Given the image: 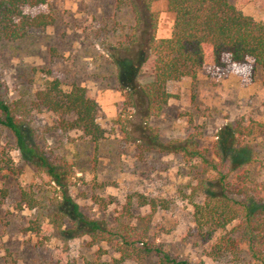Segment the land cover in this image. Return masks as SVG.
Segmentation results:
<instances>
[{"label": "rangeland", "instance_id": "obj_1", "mask_svg": "<svg viewBox=\"0 0 264 264\" xmlns=\"http://www.w3.org/2000/svg\"><path fill=\"white\" fill-rule=\"evenodd\" d=\"M237 8L264 23V0H241ZM23 12L29 17L48 14L54 23L27 30L17 41L0 42V96L18 106L29 144L65 173L66 182L65 189L55 185L0 126V264H112L120 259L121 236L130 249V243L140 250L146 244L188 264H264L246 250L231 263L211 256L215 240L201 238L194 206L204 197L203 184L216 186L209 181L217 172H208L198 160L152 149L149 142L155 134L163 144L192 140L224 173L230 192H246L264 204V68L217 69L207 59L195 78L167 85L171 98L148 121L151 132L143 137L136 113L129 114L130 125L117 122L125 114L115 63L136 50L132 47L129 55L125 48L134 37L129 10L118 7L117 0H47ZM151 12L158 37L169 38L174 16L166 3L154 2ZM54 80L64 91L72 86L85 90L99 109L106 140L90 143L80 131L67 130L57 114L34 106L36 95ZM226 126L251 129L250 140L236 134L238 144L247 145L237 163L218 149L219 132ZM65 190L82 216L102 221L120 237L101 242L82 232L74 238L57 232L46 240L49 226L74 228L66 217L69 210L61 206ZM35 224L41 227L38 233L28 230ZM140 252V258L120 264H157L156 254Z\"/></svg>", "mask_w": 264, "mask_h": 264}, {"label": "trees", "instance_id": "obj_2", "mask_svg": "<svg viewBox=\"0 0 264 264\" xmlns=\"http://www.w3.org/2000/svg\"><path fill=\"white\" fill-rule=\"evenodd\" d=\"M164 1L168 12L174 16L169 38L157 35V18L151 12V5ZM241 0H117L118 7L129 10L133 19V35L125 48L136 47L131 57L117 59L118 83L124 92L122 105L125 117L118 124H129L132 113L141 120L143 137L151 132L148 121L157 117L168 103L171 95L166 91L167 85L183 78H195L197 71L204 68L207 59L217 69H226L234 65H247L264 68V23L244 15L237 8ZM47 0H3L0 5V42L17 41L27 30L43 29L54 23L48 14L27 16L25 8L44 6ZM36 108L43 106L49 112L62 118L67 130H78L90 143L97 144L106 140L104 131L98 123L99 109L96 103L81 87L72 86L68 91L59 87L58 81L51 82L50 87L36 95ZM24 108L23 105H19ZM27 110V108H24ZM130 114V115H132ZM18 106L10 104L0 96V126L10 131L15 137L18 150L59 188L65 189L66 180L62 171L50 164L46 158L29 144L25 124L19 119ZM251 129L238 126L233 129L226 126L218 135V149L223 158L237 163L239 155L247 148L238 144L236 134L250 140ZM152 149L162 153L181 155L183 158L198 160L207 166L208 172H217L211 187L203 184V198L194 206L195 223L203 240L215 242L210 246L211 256L218 261L231 263L246 250L254 259L264 260V204L258 203L248 193H232L225 186L226 176L210 162L196 144L189 139L163 144L157 135L149 138ZM208 183V181L206 182ZM67 188V187H66ZM61 206L68 209V218L75 224L73 229L63 230L58 225L47 227L44 236L50 240L53 234L68 235L74 238L88 235L93 241L112 242L120 237V232L113 233L99 220H89L79 212V206L65 190ZM152 210L158 206L153 203ZM65 216L62 215L61 218ZM227 230V227L234 224ZM38 233L41 227L28 229ZM80 232V233H79ZM219 232L221 235L217 236ZM118 252L120 259L112 264H120L130 258H140L144 251L157 255V264H188L184 259L171 257L160 248L148 247L140 250L135 243L130 249L124 236L120 237ZM142 242V241H138ZM119 244V243H118ZM109 264V263H102Z\"/></svg>", "mask_w": 264, "mask_h": 264}]
</instances>
